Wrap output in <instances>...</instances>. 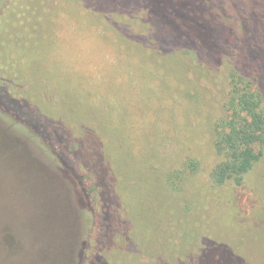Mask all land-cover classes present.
<instances>
[{
	"label": "rangeland",
	"instance_id": "374dc122",
	"mask_svg": "<svg viewBox=\"0 0 264 264\" xmlns=\"http://www.w3.org/2000/svg\"><path fill=\"white\" fill-rule=\"evenodd\" d=\"M142 1L153 8L154 19L164 16L169 25L166 12L179 2ZM236 2H213L215 17L235 32L242 31L243 24L253 28L249 12L258 11V5L263 11L264 0H243L248 11ZM144 19L145 14L133 8L128 13L102 12L88 0H13L0 18L7 22L1 34L13 42L3 59L23 46L27 79L21 81V93L66 144L72 162L97 180L98 194L108 192L109 224L122 231L113 249L120 264H186L197 258L203 264H264V156L246 180L260 178L253 192L249 184L236 188L243 198L252 194V208L222 197L211 206L205 228L214 223V237L207 239L196 218L198 208L205 211L209 193L221 195L228 188L214 189L210 172L223 158L214 144L217 125L226 115L230 71L241 56L247 62L245 44L236 38V44L231 41L212 60L154 35ZM30 26L38 31L30 33ZM257 34L248 36L253 41ZM256 57L251 56L249 65L259 69ZM263 75L259 82L264 91ZM5 126L0 118V131ZM7 131L19 142L0 135V170L6 167L25 183L33 181L29 190L14 193L17 185L5 175L0 200L10 214L8 226L40 223L52 210V229L65 232V224L71 228L74 251L67 263L77 264L75 255L89 242L92 221L88 216L86 225L84 215L93 211L94 200L81 199L74 182L62 181L52 164L56 159L45 155L40 145ZM12 144L19 145L18 150L6 148ZM28 191L32 211L20 200ZM65 205L68 208L55 210ZM66 238L51 236L44 256L58 263L63 246L71 244ZM25 244L37 245L30 240Z\"/></svg>",
	"mask_w": 264,
	"mask_h": 264
},
{
	"label": "trees",
	"instance_id": "16d2710c",
	"mask_svg": "<svg viewBox=\"0 0 264 264\" xmlns=\"http://www.w3.org/2000/svg\"><path fill=\"white\" fill-rule=\"evenodd\" d=\"M88 1L95 9L102 12L105 10H121L128 13L130 8H133L137 13L142 12L145 14L144 20L149 23L150 30L154 35L165 37L178 45L182 44L184 45V50L188 52L193 51L195 54L197 52L199 55H204L212 60L220 57L218 56L220 50L222 51L223 47L227 44L229 46L231 41L236 44V38L238 42H244L243 53H245L247 64L243 60L244 56H241L239 59L240 63L238 62L237 64L238 67H233L230 71L226 115L217 125L218 132L214 144L223 158L210 172L212 182L215 185L214 189L225 186L228 188L221 195H217L219 192L217 194L216 192L214 194L209 193L207 195L205 211L203 208H198L196 214L197 224H200L199 230H202L201 235L205 237L204 239L214 237L210 232L211 226L214 223L208 224V229L205 228L208 218H210L209 215L212 214L211 206H214L215 202L220 201L222 197L225 199L229 197L237 201L240 207L243 204L252 208L254 206V201L251 198V193L253 192L252 185L256 186L255 181L258 182L260 179L256 178L251 179L252 181L249 182L246 181L255 165L260 163L262 156H264V91L259 82L260 80L263 81L259 77L264 74H260L261 70H264L262 67L264 66V10L262 11L258 5L256 7L258 11L253 10L249 12L252 16L247 18V21L250 25L249 19L252 18L250 21L255 25L253 28H250V26L246 28L245 24H243L242 31L235 32L232 27L226 25L227 21H224L222 18L218 20L215 17L212 6L213 2H217V0L213 2L212 0L175 1L166 12V15H170V25L166 22V17L164 16H161V20L154 19L153 8L142 0H138V2H136L137 0L135 2L134 0ZM236 1V5L242 2L240 6H243L245 11H248V3L245 6L243 0ZM12 3L13 0H0V18L10 11ZM262 4L264 5L263 2L260 3V5ZM4 6H6L5 12L2 9ZM219 15H221L220 12L218 13ZM20 21L25 22V20ZM0 23V118L6 125L4 131H0V135L6 140L12 141L11 139H15V135L11 132L8 133L7 130H14L17 134L24 135L25 138L29 137L33 141L32 143H35L34 145L41 146L45 155L56 159L52 164L57 168V173L61 174L62 181L65 178L74 182L79 189L81 199L91 197L94 200L93 207L91 208L93 211H91L90 215H84L86 225L88 223V216L92 221L91 226L90 224L88 225L91 230L87 231V235L90 236L89 242L84 243L81 253L75 255L77 264H120L118 256L113 249L115 242L119 239L114 238L118 237L122 231L120 228L114 225L110 226L109 224L110 208L109 201L107 200L109 194L107 191H104V194H98L99 183L97 180L81 171L72 162L71 158L67 155L66 144L58 140V134L54 128L32 110L33 108H31L29 102L26 100V94L21 93L22 80L25 82L27 79L25 59L21 54L23 46L18 48V50H12L10 56L3 59L6 56V48L10 47V44L13 42H11L12 37H10L11 41L8 42V35L3 36L1 34L7 22L2 23L0 20ZM41 23L42 21H38V25H41ZM9 25L12 26L11 23ZM30 27V29H27L30 33L38 31L37 26ZM253 29L254 31H252ZM253 32H258V34L252 41V38L250 39L248 35ZM208 55L214 56L210 57ZM251 56L254 58L257 56L258 66L260 64L261 68L259 67L258 69L254 65H249V60H252ZM252 73L255 74L253 75ZM18 146L15 147L12 144L11 147L9 145L6 148L18 150ZM6 174L9 177L11 175L13 178L12 181L9 180V183L13 182L17 185L18 189L13 188L11 184L14 193L25 190L33 183V181L25 183V180L19 178L11 169L2 167L0 170V198L3 197L2 187L7 185ZM244 184L250 185L251 193L249 196L243 198L238 195L236 188ZM54 192H56L55 189L51 191L52 194ZM14 197L15 195H13ZM31 197L33 195L28 191L26 196L24 195L20 198V200L28 202L27 208L29 211L33 210L30 207H35ZM102 197H105V202ZM97 198L98 204L97 202L95 203V199ZM4 206L5 204L0 200V209L2 210L0 212V264H55L53 262L54 259L46 258L43 252L47 248L51 236L56 237L59 235H66V239L70 240L71 244L68 248L63 246L62 253L60 254L61 258L56 259L58 261L56 264H68L67 261L73 256L72 251H74L72 247L73 234L67 224L64 226L65 232L52 229L55 225L52 210L47 214L44 213L45 216L38 220L40 223H37V220L34 222L28 220L24 224L19 222L13 227L12 224H9V226L7 224L10 214ZM66 207L68 208L67 205L64 208L57 207L55 210L65 209ZM43 218L44 220L42 221ZM3 220H6V222H2ZM44 234H47V236H44ZM91 236L93 237L92 242L94 240V247L92 248L89 245ZM10 237H13L11 238L12 240ZM28 240L32 243H37V245L29 246L25 244ZM46 240L48 241L46 242ZM201 245H204V243L202 242ZM200 248L201 246L196 253ZM193 261V259L186 261V264H203L201 258ZM161 264H165V262Z\"/></svg>",
	"mask_w": 264,
	"mask_h": 264
}]
</instances>
